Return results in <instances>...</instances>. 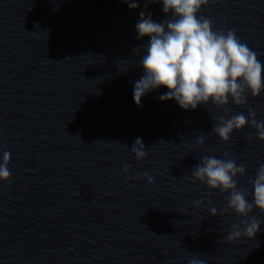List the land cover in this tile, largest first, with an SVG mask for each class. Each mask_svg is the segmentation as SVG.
<instances>
[{"label": "clouds", "instance_id": "obj_1", "mask_svg": "<svg viewBox=\"0 0 264 264\" xmlns=\"http://www.w3.org/2000/svg\"><path fill=\"white\" fill-rule=\"evenodd\" d=\"M130 9L139 6V0H123ZM160 2L163 13L171 14V19L155 22L151 14L143 11L135 25L137 38L149 37L146 52L141 58L144 74L134 82L133 100L137 106L141 99L152 90L165 87L168 91L159 97L161 102L175 100L185 111L195 110L200 105H213L216 109H224L230 102L236 106H244L248 95L259 97L264 92V64L257 53L241 42L235 30L227 33L213 31L210 19L199 15L202 6L209 0H145V3ZM134 52L139 51L134 49ZM126 70V69H125ZM256 112L249 108L247 116L243 113L225 119L220 117L213 125V132L219 139L227 143L234 130H242L246 125L255 129L256 136L264 141V120L256 119ZM250 138V137H249ZM205 137L197 139L203 145ZM162 142V141H161ZM131 151L138 161L145 159L147 152L141 138H136ZM227 157V153L224 154ZM11 153H3L0 162V181H8L11 173L8 163ZM130 165L123 171L128 172ZM243 164L237 165L230 158L204 156L193 168L192 179L198 180L211 190L230 193L227 211L231 209L240 217H249L253 209L264 213V164L257 170L253 186V200H247V192L237 186V176H244ZM148 184L154 178L147 172L143 174ZM140 179V174H137ZM202 201H195L199 207ZM210 215L215 217L217 209L211 208ZM186 213V212H185ZM240 224H233L226 237L227 242H235L239 238H254L260 230L261 221L248 219ZM189 264H203L198 259H190Z\"/></svg>", "mask_w": 264, "mask_h": 264}]
</instances>
